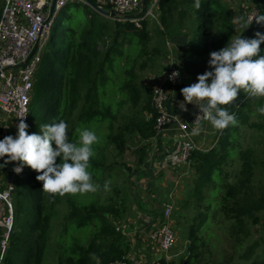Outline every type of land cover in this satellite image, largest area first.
<instances>
[{
	"label": "trees",
	"instance_id": "trees-1",
	"mask_svg": "<svg viewBox=\"0 0 264 264\" xmlns=\"http://www.w3.org/2000/svg\"><path fill=\"white\" fill-rule=\"evenodd\" d=\"M152 1L146 0V7ZM193 3L194 0H158L159 24H153L150 17L140 18L138 22L110 18L90 8L98 5L97 0H74L65 4L52 26L53 50L42 53L38 66L27 132L35 133L42 124L64 120V109L74 105L76 98H84L85 108L89 107L84 115L87 124L96 128L104 125L105 139L119 155H124L135 136L151 139L159 113L152 94L139 83L137 68L155 67L159 57H168L167 38L184 27L193 30L187 51L197 75L207 70L208 54L234 38L232 12L220 0H201L199 9ZM255 3L259 14H264V4ZM198 19L200 24L194 30ZM151 25L155 26L157 37L156 44L149 48ZM104 29L112 40L102 48L99 39ZM257 31L264 33V26L253 21L246 37L252 38ZM260 48L264 54V43ZM121 60H124V69L119 77L115 74ZM48 62L51 69L44 82ZM172 67L182 71L173 63L167 65L169 72ZM49 83L53 84L51 89ZM260 106H264V97L238 94L236 101L226 106L235 114L236 125L217 130L210 149L195 148L190 152L195 177L183 202L191 212V222L185 231L186 252L177 264H264V255L255 257L260 240L248 242L255 226L264 230V180L255 178L256 150L244 147L241 140L243 127L253 126L249 118ZM145 147L136 151L141 155L137 164L146 162ZM17 163L10 162L0 168V178L10 177L14 185L13 223L3 252L0 246V264H44L57 193L43 190L42 182L36 180L38 173L27 166L19 174L14 173L12 168ZM218 214L232 222L239 236L237 241L243 246L246 244L237 261L233 255L222 262L211 257L210 240L204 231L209 226L208 219ZM110 216L120 221L117 203H72L58 240L56 264H95V257L104 264L125 255L127 247L120 241L126 234L116 228Z\"/></svg>",
	"mask_w": 264,
	"mask_h": 264
},
{
	"label": "rangeland",
	"instance_id": "rangeland-1",
	"mask_svg": "<svg viewBox=\"0 0 264 264\" xmlns=\"http://www.w3.org/2000/svg\"><path fill=\"white\" fill-rule=\"evenodd\" d=\"M97 4L103 8L110 9L108 0H97ZM4 5V0H0V15L2 13V8ZM92 10L93 7L90 5ZM143 12V11H142ZM141 13L136 14L141 16ZM57 18V17H56ZM113 18V17H110ZM156 20V21H155ZM98 20L97 22H99ZM153 24H159L160 20L152 18L150 20ZM158 21V22H157ZM199 19L194 26L196 30L199 26ZM54 26V25H53ZM113 27V25H112ZM101 38L99 39V45L102 48L107 47L112 40V37L108 34L107 30H103ZM193 30L189 27L183 28L180 32L177 31L171 37L167 38V45L169 55L168 57L158 58L157 66L148 67L144 70H139L137 68V73L139 74V83L149 94H154V90L165 83V91L168 94L169 91L174 89L176 84L169 82L167 79L168 69L167 65L173 64L170 56L172 55L171 49L169 48V43L171 40L175 39L178 43L188 44L192 38ZM247 35V28L242 33V36ZM150 39L149 48L156 44L155 38L156 29L154 25L150 27ZM201 36H198L200 40ZM247 38V37H246ZM59 39V35H56L55 40ZM55 41L50 38L46 45L43 47V55L53 50V45ZM189 54V52H188ZM176 64V63H174ZM177 65V64H176ZM51 69V63L45 66V72L43 75V81H47L48 73ZM124 60H121L119 65L116 67L117 76L121 77L123 75ZM180 76L182 75V71ZM116 76V77H117ZM115 77V79H116ZM36 83V82H35ZM52 88L53 84L49 83ZM47 100L50 99L49 95H46ZM87 100L84 98H76L74 105L67 106L63 111V117L68 125V137L70 141L75 142L78 138L77 129L81 127H89L94 130L99 137V143L94 145V157L90 158L89 171L92 173L93 183L99 185L98 191L85 194H56V203L53 208V215L51 217V230L49 233L48 250L44 264H56V256L58 249V240L61 232L68 220V214L72 208V203H87L89 201H95L100 204L107 203H117L121 211L120 221L115 220L114 217L110 216V219L114 222L116 228L120 227L119 222L125 225L132 224L135 226L133 231L140 229L144 231L143 237L140 235H135L134 237H123L120 244L126 245L127 252H134L137 243L141 245L146 244L149 247L139 250L138 255L140 260L150 261L156 256H160L162 253L156 251L152 246L149 235L150 233L160 225L163 221H169L173 224L175 231V243L172 249L169 251L170 259L168 264H177L180 258L185 254L188 240L186 237V226L191 222V217L189 212L184 206L183 200L188 197V188L191 185L194 177V170H189L190 181L180 180V182L173 179L171 182H166V177L161 174L158 176L159 182L158 186H154L153 183H148L149 172H146L142 165L137 164L140 154L136 153L137 149L145 147L147 152L148 147L146 144L147 140L141 139L139 136H135L131 139L128 149L124 155H119L114 149V146L105 139L106 128L101 125L100 128H96L94 125L87 124V119L84 117L85 113L88 112L89 107L85 108ZM128 105L123 107L125 111ZM31 115V113H30ZM249 121L252 123V127H243V135L241 140L243 146H250L255 149L258 155V164L256 166V180H264V115L259 114L256 110L251 114ZM105 124V123H104ZM16 127L15 120L9 115H5L0 112V139L7 135H15ZM215 138V136H214ZM152 139V138H151ZM212 147V146H211ZM210 147V148H211ZM209 148V149H210ZM238 164V163H237ZM237 164L234 166L236 167ZM189 167V165H187ZM157 180V178H156ZM170 180V179H169ZM105 181L110 182V187L108 191H105L103 185ZM150 185V186H149ZM157 187V188H155ZM168 206H172V215L166 218L165 210ZM264 216V212L262 213ZM150 217V219H148ZM209 226L204 231V235L210 240V248L212 250L211 257L214 261H224L232 255L237 261V256L244 250L245 245H241L237 239L239 236L235 233L233 229V224L230 220L225 219L221 214H218L216 218L208 219ZM154 224L152 227H148ZM119 230V229H118ZM130 229L128 228V231ZM147 230V233L145 231ZM142 233V232H141ZM133 235V234H132ZM146 239V240H145ZM260 240V247L256 251L255 257H263L264 255V230L262 227L255 226L252 229V235L248 242L253 240ZM134 247V248H133ZM142 249L140 246L139 249ZM126 252V254H127ZM125 254V255H126ZM95 264H103L98 257H95Z\"/></svg>",
	"mask_w": 264,
	"mask_h": 264
},
{
	"label": "clouds",
	"instance_id": "clouds-1",
	"mask_svg": "<svg viewBox=\"0 0 264 264\" xmlns=\"http://www.w3.org/2000/svg\"><path fill=\"white\" fill-rule=\"evenodd\" d=\"M255 2V1H254ZM201 0H194L193 7L199 9ZM255 21L264 26V14L240 16L233 21L243 31ZM242 31V32H243ZM241 32V33H242ZM229 39L219 50L210 52L207 70L198 74L196 82L180 89L183 97L179 108L187 111V104H194L199 113L193 123L207 121L214 129L223 130L236 125L235 114L226 106L236 101L238 94L244 93L251 98L264 97V54L261 43L264 33H254L252 38L242 35ZM179 73H172L173 79ZM264 115V106L256 110ZM24 115L18 117L21 118ZM15 135L0 139V168L10 162H18L12 171L19 174L27 166L38 173L36 180L49 193L85 194L98 191L99 185L93 183L89 171L90 158L94 157V145L99 143L96 132L89 127L76 131L75 142L68 137V125L61 119L42 124L39 131L29 134L28 125L23 119L16 124ZM200 128L192 129L198 135ZM110 182L105 181L103 188L108 191Z\"/></svg>",
	"mask_w": 264,
	"mask_h": 264
},
{
	"label": "built area",
	"instance_id": "built-area-1",
	"mask_svg": "<svg viewBox=\"0 0 264 264\" xmlns=\"http://www.w3.org/2000/svg\"><path fill=\"white\" fill-rule=\"evenodd\" d=\"M70 1L74 0H56L55 9L51 14L52 0H4L0 16V112L13 117L15 126L20 119H23L27 125L29 124L30 101L36 73L42 59L43 47L51 37L52 26L60 9ZM108 2L109 10L115 12L117 19H131L138 22L140 18L150 17L158 20L159 12L156 11L158 0H153L144 10L142 0H108ZM141 12V16L136 15ZM254 14H259V9L252 1L248 6L246 17ZM174 72L179 75L170 79ZM180 77L177 67H172L167 75V79L173 84L178 83ZM167 103L168 94L164 83L158 86L153 94V104L159 115L152 139L157 141L166 127L177 124L179 127L177 134L181 142V161L190 165L189 154L196 148L192 129L200 128L207 121L200 120L198 123H193L199 113L197 108L187 118L170 113ZM22 115L24 117L18 118ZM13 190L12 178H0V246L2 252L7 245L13 223ZM165 213L166 218H169L172 215V206H168ZM149 240L156 251L162 253L161 257L156 256L150 261H145L134 255L126 254L104 264H168L170 259L168 253L175 243L173 224L167 220L161 222L150 233Z\"/></svg>",
	"mask_w": 264,
	"mask_h": 264
},
{
	"label": "crops",
	"instance_id": "crops-1",
	"mask_svg": "<svg viewBox=\"0 0 264 264\" xmlns=\"http://www.w3.org/2000/svg\"><path fill=\"white\" fill-rule=\"evenodd\" d=\"M220 1L223 5L227 6L231 10L233 21L240 16L246 17L248 6L252 3V0ZM234 30V38L240 35V33L243 31V29L239 27L238 24H234ZM169 48L171 49L172 53L170 58L173 63H176L179 67H181L182 75L179 82L174 86V89L168 93L167 109L170 113L178 114L181 117L187 118L195 110L196 106L190 103L187 104V111L179 108L178 102L183 99L180 94V89L195 83L197 74L192 68L191 60L187 51V44L178 43L175 39H173L169 43ZM178 130L179 127L177 124H171L164 129L157 141H154L153 139L146 141V143H148V157L142 167L146 172H149L150 176L148 183H153L154 186H158V176L161 174L166 177V182H171L173 179H175L177 182H180V180L190 181V178L194 177L193 173L191 177L189 175V170H193L192 167L190 165L187 167L188 164L181 161V142L177 134ZM216 131L217 129H214L208 122H205L203 125H201L199 134L194 135V143L196 148L208 150L211 146L213 147ZM148 219H150V217H148ZM119 224V230L127 234L130 238L134 237L135 235H140L141 238L143 237L144 231L136 229L134 232L133 228H135V226L132 224H129V226L121 222H119ZM153 225L154 224H151L148 227H152ZM128 228L130 229L129 231ZM145 233H147V230ZM140 246L142 249H139ZM147 247H149L147 245V241L144 245H141V243L138 242L136 249L133 250L134 252H127V255H134L138 253L139 250H143ZM134 256L140 258L138 255Z\"/></svg>",
	"mask_w": 264,
	"mask_h": 264
},
{
	"label": "water",
	"instance_id": "water-1",
	"mask_svg": "<svg viewBox=\"0 0 264 264\" xmlns=\"http://www.w3.org/2000/svg\"><path fill=\"white\" fill-rule=\"evenodd\" d=\"M255 2H258V3H262L264 4V0H253ZM142 3H143V10L146 8V0H142ZM55 4H56V0H52V4H51V11L50 13L52 14L54 9H55ZM93 9L95 11H99L107 16H110V17H113L115 18V12L114 11H110L109 9H106V8H103L99 5H92Z\"/></svg>",
	"mask_w": 264,
	"mask_h": 264
}]
</instances>
